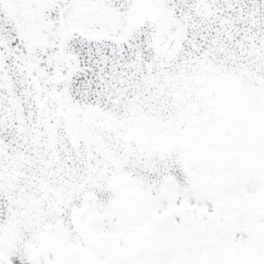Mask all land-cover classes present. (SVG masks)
<instances>
[{
    "label": "snow or ice",
    "instance_id": "6c2138e0",
    "mask_svg": "<svg viewBox=\"0 0 264 264\" xmlns=\"http://www.w3.org/2000/svg\"><path fill=\"white\" fill-rule=\"evenodd\" d=\"M0 264H264V0H0Z\"/></svg>",
    "mask_w": 264,
    "mask_h": 264
}]
</instances>
